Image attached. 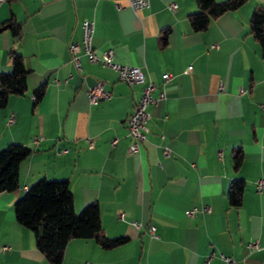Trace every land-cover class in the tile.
I'll return each mask as SVG.
<instances>
[{
  "label": "crops",
  "instance_id": "1",
  "mask_svg": "<svg viewBox=\"0 0 264 264\" xmlns=\"http://www.w3.org/2000/svg\"><path fill=\"white\" fill-rule=\"evenodd\" d=\"M257 7L264 11V0H247L194 31L188 15L196 0H150L139 11L126 0L0 1V25L11 17L21 24L19 35L0 31V72L11 71L12 49L29 70L28 90L0 108V148L32 149L20 163L19 187L0 193V264H51L14 212L43 177L68 180L77 212L97 201L105 234L129 238L112 249L71 239L61 264H228L222 255L232 264H264V56L250 29ZM86 19L95 22L97 53L113 48L116 62L143 68L157 85L154 95L166 93L149 106V131L135 152L128 118L144 85H129L84 55L76 68L68 46L81 40ZM166 72L172 78L165 82ZM98 81L111 97L94 105L87 92ZM237 147L243 161L234 169ZM235 178L245 180L239 207L227 198ZM203 206L211 212L185 213ZM256 240L259 248L249 250Z\"/></svg>",
  "mask_w": 264,
  "mask_h": 264
},
{
  "label": "trees",
  "instance_id": "2",
  "mask_svg": "<svg viewBox=\"0 0 264 264\" xmlns=\"http://www.w3.org/2000/svg\"><path fill=\"white\" fill-rule=\"evenodd\" d=\"M247 0H196L198 10L188 15L194 31L206 29L211 20L220 14L234 10ZM11 29L19 35L21 24L11 17L0 25V31ZM250 29L260 43L264 56V11L254 9L250 18ZM168 28L159 36L160 44L167 42ZM12 69L0 72V108L7 105L12 94H24L28 90L29 70L23 56L15 49L10 50ZM45 91V84L35 90L36 100ZM32 149L21 143H10L0 148V193L16 190L20 185V163L30 155ZM243 161L241 147L234 149L233 168L238 169ZM245 189V180L235 178L227 190L230 206L239 207ZM14 212L17 221L34 232L36 247L51 264H61L68 242L74 238H94L104 249H112L128 241L127 236L109 237L101 221L100 205L92 201L79 212L74 207V198L68 180L40 178L31 184L15 201Z\"/></svg>",
  "mask_w": 264,
  "mask_h": 264
},
{
  "label": "built area",
  "instance_id": "3",
  "mask_svg": "<svg viewBox=\"0 0 264 264\" xmlns=\"http://www.w3.org/2000/svg\"><path fill=\"white\" fill-rule=\"evenodd\" d=\"M3 1V0H0ZM134 10H141L149 6L150 0H126ZM172 9H175L176 4L170 5ZM95 31V22L93 20L86 19L82 23V37L80 41L71 42L68 46L72 60L77 69H82V55L86 56L90 62L100 63L103 66L109 67L118 74V78L129 85L143 84V91L140 99L138 100L134 111L128 118V130L129 134L133 137V142L129 145V151L135 152L140 148L142 142L146 140L147 133L149 131L148 122L151 118L149 111L150 105H157L166 98L164 90L154 95V91L157 89V85L153 80H146V73L140 66L121 64L114 60L115 52L113 48H107L101 54L97 53L94 49L92 40ZM192 67L189 66V69ZM164 81H169L172 78V74L166 72L164 75ZM88 98L91 104H98L102 98H110L111 92L103 88V82L98 81L94 86L88 89ZM32 98L36 99V95L33 94ZM264 113V104L261 105ZM14 122V116L11 114L8 118V123ZM112 146L116 145V139L112 140ZM89 147H93L92 141H89ZM221 156V152H219ZM263 186V181L258 182V190L260 191ZM198 211L210 213L211 208L209 206H203L201 208L191 207L185 211L187 216H194ZM133 224L137 228L142 227V223L134 221ZM156 227L154 225L149 226V231L153 236ZM246 247L249 250H255L259 248V242H248ZM7 246H3V249H7ZM222 258L228 263L232 264L233 261L230 257L222 255ZM87 264V263H86Z\"/></svg>",
  "mask_w": 264,
  "mask_h": 264
}]
</instances>
